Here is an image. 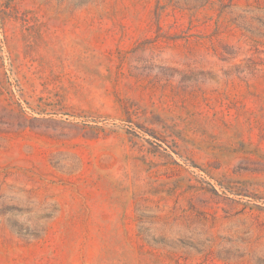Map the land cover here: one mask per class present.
<instances>
[{
	"label": "rangeland",
	"instance_id": "374dc122",
	"mask_svg": "<svg viewBox=\"0 0 264 264\" xmlns=\"http://www.w3.org/2000/svg\"><path fill=\"white\" fill-rule=\"evenodd\" d=\"M0 264H264V0H0Z\"/></svg>",
	"mask_w": 264,
	"mask_h": 264
}]
</instances>
